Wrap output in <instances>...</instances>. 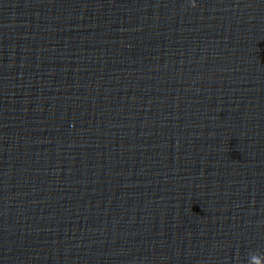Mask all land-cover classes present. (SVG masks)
Returning <instances> with one entry per match:
<instances>
[{
  "label": "clouds",
  "instance_id": "obj_1",
  "mask_svg": "<svg viewBox=\"0 0 264 264\" xmlns=\"http://www.w3.org/2000/svg\"><path fill=\"white\" fill-rule=\"evenodd\" d=\"M193 6H195V5H193ZM253 264H260V262L257 258L254 257L253 258Z\"/></svg>",
  "mask_w": 264,
  "mask_h": 264
}]
</instances>
